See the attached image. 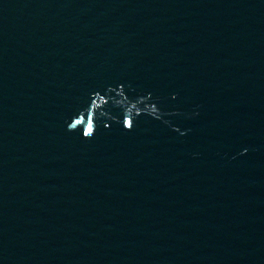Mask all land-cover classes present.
<instances>
[{
  "label": "water",
  "instance_id": "95a60500",
  "mask_svg": "<svg viewBox=\"0 0 264 264\" xmlns=\"http://www.w3.org/2000/svg\"><path fill=\"white\" fill-rule=\"evenodd\" d=\"M0 264H264V0H0Z\"/></svg>",
  "mask_w": 264,
  "mask_h": 264
}]
</instances>
